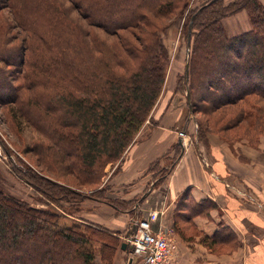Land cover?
Masks as SVG:
<instances>
[{"label":"trees","instance_id":"1","mask_svg":"<svg viewBox=\"0 0 264 264\" xmlns=\"http://www.w3.org/2000/svg\"><path fill=\"white\" fill-rule=\"evenodd\" d=\"M73 1L79 9L83 3V32L76 29L77 26L69 24L67 16L56 7L54 11L45 10L47 23L42 24L41 29L38 26L35 31L33 20L24 22L33 32L32 38L29 39L28 53V56L33 53V56H30L33 59L31 64L25 60L21 62H24V66L35 68L32 76L33 98L38 107L47 110L45 117H48L46 121L51 133L58 137L60 145L65 143L78 153L79 163L83 165L84 170L95 173L122 158L148 120L165 81L166 71L161 54L166 53L167 49L160 43L158 33L146 29V26L152 27L156 23L146 12L139 15L137 10L147 6L148 8H144L146 11L154 10L157 15H164L169 10L172 11L171 7L176 1L133 0L123 10H127L125 17L131 21L128 23H112V9L118 5L117 1L115 4L112 0ZM210 2L211 0L195 9L189 18L186 33L190 20L195 15L191 26L194 42L189 73L183 80L185 94L188 85L190 88L193 113L198 108L201 111L193 93L197 85L201 86L204 92L199 96L200 101L208 103L204 107L201 105V109L203 107L208 115L211 111L239 106L249 96L264 99V5L260 0H249L237 7L228 5L219 9V0ZM243 9L249 12L254 25L252 30L228 35L221 22V16ZM141 17L145 25L139 28L143 34H137L135 39H131L130 36L119 32L118 29H125L133 34L130 27H138L133 22ZM201 27V30H196ZM100 29L104 30L107 36L104 37ZM186 36L188 38V35ZM27 75L25 71L23 77ZM70 87H77L83 94H75ZM20 95L23 96L22 90L19 94L16 92L13 99L16 100L17 110H22ZM52 95L54 100L59 98L61 106L53 108ZM255 108L260 111L259 105L255 104L253 109ZM188 109L190 112L189 105ZM59 110L63 112L58 114ZM247 115L248 113H243L236 120L234 118L225 122L221 130H230L241 124ZM70 117H75L76 120H71ZM176 145L179 151L169 166L156 169V161L147 170V173H155L157 184L171 172L182 152L181 143L177 142ZM165 169V174L159 176ZM27 181L50 196L55 203H64L65 200L74 203L75 197L65 192L64 187L58 194L30 179ZM187 195L188 192H184L179 205L184 203ZM84 196L88 195L83 194ZM139 200L140 198L127 210L136 211L138 208L135 206ZM102 201L122 210L114 202L107 199ZM205 204L209 206L207 203H201L188 209L195 213L202 212ZM40 215L41 218L35 208L6 197L0 191V251L5 247V256L1 254L0 264H32L31 261L37 256L38 264L69 263L71 253L67 245L76 244V241L66 230H52L49 214ZM41 219H44L42 223ZM43 223L48 224V228H45ZM225 229L226 227L223 231H217L213 236L205 235L203 242L213 246L219 241H224V237L218 232H231ZM44 232L48 236L44 238L45 242L36 239ZM105 233L108 237L107 232ZM57 235L63 236L64 241L60 242ZM28 240H33L34 243L29 247L30 251L26 252L23 245ZM77 241L83 242V238ZM44 243H47L49 248L38 250L40 244ZM10 247L17 248L12 256V252L8 251ZM127 251L129 254L130 249Z\"/></svg>","mask_w":264,"mask_h":264},{"label":"rangeland","instance_id":"2","mask_svg":"<svg viewBox=\"0 0 264 264\" xmlns=\"http://www.w3.org/2000/svg\"><path fill=\"white\" fill-rule=\"evenodd\" d=\"M115 1L118 5L112 9V23L131 22L125 17L127 10H123L133 0H112V3ZM175 1V5L171 7L172 11L169 10L164 15H157V11L154 10L146 11L144 8H148L147 6L142 10H137L139 15L146 12V15L156 23L152 27L146 26V29L158 33L160 43L167 49L166 53L161 54V61L166 71L165 81L148 120L122 158L92 173L84 170L83 165L79 163L78 153L74 149L67 147L65 143L60 145L61 141L59 142L58 137L51 133L46 121L48 117H45L47 110L38 107L33 98L32 76L35 68L24 66V62H21V60H25L31 64L33 59L30 57L33 56L32 52L28 56L29 39L32 38L33 32L29 25H24L25 21L33 20L35 31H37L38 26L41 29V25L47 23L45 10L54 11L56 7L67 16L69 24L77 26L76 29L83 32V3L79 9L73 0H0V191L6 197L35 208L39 218H41L40 214L46 216L49 214L52 230L55 228L56 232H59L58 230L70 232L76 244L67 245L71 253L68 264H129L128 251L121 247L122 243L127 241L126 227L133 215L140 217L146 215L145 208L152 203L151 201L146 203L143 200L137 211L127 212V209L151 186L150 182L144 190L137 194L134 186L130 185L128 177L129 150L136 142L147 136L149 130L162 124L170 131V138H172L168 148L156 162V169L160 166H169L172 163L179 151V147L176 145L178 136L183 137L181 146L184 148L191 144L197 146L198 142L207 145L211 135L218 136L233 145L236 154L241 157L244 156L245 150L249 153V151L253 152L252 149H258L264 138L263 98L249 96L239 106L211 111L208 115L203 108L208 103L207 101L203 103L199 97L204 91L200 85H197L193 93L201 111L198 108L194 113L189 112L183 80L187 75L186 68L187 64H190L194 40L192 41L191 38L190 54L188 55L187 24L195 9L210 0ZM248 1L219 0L218 6H220L219 9H224L228 5L237 7ZM260 1L264 5L263 1ZM216 8L218 9V7ZM221 22L226 33L230 36L252 30L254 26L247 9L221 16ZM245 22L248 27L244 25ZM133 24L138 26L130 27L133 34L125 29L118 30L121 34L135 39L137 34H143L139 27L144 26L145 23L141 17ZM201 29L202 27L196 28L198 31ZM99 31L104 37L107 36L104 30L100 29ZM25 71L28 75L24 78ZM195 76L198 80L197 74ZM20 90L23 93L22 97L20 95L22 110H17L16 100L13 99H15L16 92L19 94ZM70 90L75 91L77 95L83 94L77 87H70ZM23 102L25 103L23 104ZM255 104L260 106V111H257L256 108L253 109ZM53 106V108L61 106L58 97L55 98ZM57 112L59 114L63 111ZM243 113H248V115L241 124H237L230 130H221L225 122L234 120V118L236 120ZM188 117L191 118L184 133L185 125L183 126V123L189 119ZM70 119L76 120L75 117H70ZM239 143L242 145L239 146ZM250 156L248 155L247 159ZM166 171V169L163 170L159 176L165 174ZM29 179L45 189H53L58 194L62 187L66 188L65 192L75 197L74 203L66 200L64 203L53 202L50 196L29 184L27 181ZM148 186L149 188L146 190ZM83 194L88 196L83 197ZM94 196L100 197L98 199L101 201L93 198ZM105 199L118 204L122 210L105 204V201H102ZM44 219H41L40 223ZM44 226L48 228V224H44ZM169 229L167 231L173 237L174 242L176 240L178 244V241H181L180 236L175 237V233L171 228ZM185 233L183 239L186 241V237L190 233H187V229ZM46 237L48 238L47 233L44 232L36 239L44 241ZM57 237L60 242L64 241L63 236L57 235ZM81 238H83V242L77 241ZM33 243V240L25 241L24 251H30ZM39 248L38 250L42 251L43 248H49V246L44 243L40 244ZM16 249L13 247L8 249L9 252H12L11 256L17 251ZM4 250L5 247L0 251V257L1 254L5 256ZM38 261L37 256L31 262L38 264Z\"/></svg>","mask_w":264,"mask_h":264},{"label":"crops","instance_id":"3","mask_svg":"<svg viewBox=\"0 0 264 264\" xmlns=\"http://www.w3.org/2000/svg\"><path fill=\"white\" fill-rule=\"evenodd\" d=\"M149 131L129 150V183L137 194L155 183L146 198H142L145 193L139 197L135 208L143 200L151 201L145 214L158 212L155 227L171 228L175 237L180 236L178 244L175 240L176 264H264V138L258 149L245 150L243 157L233 145L213 135L207 145L183 147L171 173L157 184L155 173L147 170L160 160L172 138L162 124ZM184 192L188 195L179 205ZM201 203L209 206L205 204L202 212L189 211ZM224 227L232 232H218L224 241L213 246L203 242L205 235L213 236ZM186 229L190 234L185 241Z\"/></svg>","mask_w":264,"mask_h":264},{"label":"built area","instance_id":"4","mask_svg":"<svg viewBox=\"0 0 264 264\" xmlns=\"http://www.w3.org/2000/svg\"><path fill=\"white\" fill-rule=\"evenodd\" d=\"M158 219V212L152 211L131 220L138 223V228L132 238L126 236L130 246L129 264L176 263L174 239L165 228L155 227Z\"/></svg>","mask_w":264,"mask_h":264},{"label":"water","instance_id":"5","mask_svg":"<svg viewBox=\"0 0 264 264\" xmlns=\"http://www.w3.org/2000/svg\"><path fill=\"white\" fill-rule=\"evenodd\" d=\"M214 1L215 0H211L210 3L214 2ZM206 5H209V4H206ZM194 17H195V15L192 16V19H191V22H190V26H189V30H188V55L190 54L191 38H192V28H191V26H192V22H193ZM186 72L188 74V72H189V64H187ZM187 99H188V105H189V108H190V112L193 113V109H192V99H191V93H190L189 85L187 86ZM189 120H190V118L187 120V122L185 124V128H184V131H183L184 133L186 132V127H187V125L189 123ZM183 152H184V148L182 149V152H181L180 156L183 154ZM179 157H178V159H179ZM154 185H155V183H153L150 186L149 190L142 196L143 199L146 198L149 195V193L154 188ZM137 228H138V223L136 221L135 222L134 221H131L128 224V227H127V230H126V236L128 238H132L134 236V234L136 233ZM121 247L123 249H129L130 248V246H129V244H128L127 241H124L122 243V246Z\"/></svg>","mask_w":264,"mask_h":264}]
</instances>
